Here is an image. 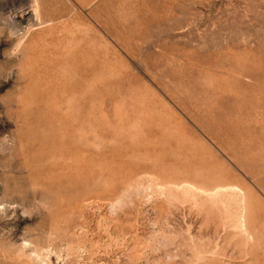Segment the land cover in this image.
<instances>
[{"label": "rangeland", "instance_id": "1", "mask_svg": "<svg viewBox=\"0 0 264 264\" xmlns=\"http://www.w3.org/2000/svg\"><path fill=\"white\" fill-rule=\"evenodd\" d=\"M0 264H264V0H0Z\"/></svg>", "mask_w": 264, "mask_h": 264}]
</instances>
